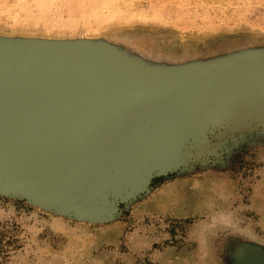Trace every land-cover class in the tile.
I'll list each match as a JSON object with an SVG mask.
<instances>
[{
	"label": "rangeland",
	"instance_id": "1",
	"mask_svg": "<svg viewBox=\"0 0 264 264\" xmlns=\"http://www.w3.org/2000/svg\"><path fill=\"white\" fill-rule=\"evenodd\" d=\"M21 56L96 81L13 96L7 125L89 118L114 90L169 91L122 109L129 124L180 89L227 83L166 110L135 149L154 157L132 171L104 136L40 183L1 170L0 264H264V0H0V57Z\"/></svg>",
	"mask_w": 264,
	"mask_h": 264
},
{
	"label": "water",
	"instance_id": "2",
	"mask_svg": "<svg viewBox=\"0 0 264 264\" xmlns=\"http://www.w3.org/2000/svg\"><path fill=\"white\" fill-rule=\"evenodd\" d=\"M26 58L30 57L21 56V59L12 58L10 61L0 57V171L2 170L9 180L19 182H42L41 174H45L47 164L52 160L68 159L73 165L64 171L55 172L53 176L77 170V166H83V163H77L76 158L86 151L80 148H90L91 143L98 144L103 136L106 138L104 147L109 152H117L118 158H123L116 166H120L122 171H132L128 167L132 168L131 162H137V157L147 154L154 157L147 148L141 155H138L135 149L146 145L139 141L140 135L147 138V133L152 131L151 127L159 124L157 121L168 120L166 110L170 111L169 108L175 105L181 107L182 98L189 99L196 92L206 93L210 98L208 94L227 83L216 82L192 91L180 89L173 95L175 97L160 101L163 103L159 104L154 102L150 110L141 113L139 118L131 119L129 124L120 119L121 113L125 114L122 109L137 107L138 100L146 95L159 97L169 91L155 87L114 90L113 99L108 101V104L103 103V107L101 105L89 118L80 119L64 114V120L59 125L52 119H46L49 120L48 123L40 125V120L34 117L26 121L17 118L7 125L8 119L5 117L2 103L11 100L13 96L24 101L38 93L57 92L62 89L69 91L74 87L83 86L85 82L87 87L96 81L85 75L80 64L76 62L60 58ZM16 85L21 88L19 95L15 91ZM52 116L54 118L55 113ZM112 146L116 147L112 149ZM98 176H101L100 170L92 178Z\"/></svg>",
	"mask_w": 264,
	"mask_h": 264
},
{
	"label": "bare ground",
	"instance_id": "3",
	"mask_svg": "<svg viewBox=\"0 0 264 264\" xmlns=\"http://www.w3.org/2000/svg\"><path fill=\"white\" fill-rule=\"evenodd\" d=\"M165 81H166V80H165ZM172 81H173V80H172ZM172 81H171V82H172Z\"/></svg>",
	"mask_w": 264,
	"mask_h": 264
}]
</instances>
